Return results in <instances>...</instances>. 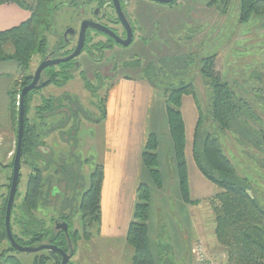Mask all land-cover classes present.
<instances>
[{"label": "rangeland", "instance_id": "374dc122", "mask_svg": "<svg viewBox=\"0 0 264 264\" xmlns=\"http://www.w3.org/2000/svg\"><path fill=\"white\" fill-rule=\"evenodd\" d=\"M94 1L53 0V6L58 9L52 15L50 32L44 34L47 40L44 53L34 54L30 58L28 68L22 71L15 62L8 60L0 62V218L4 219L10 188L18 129V99L24 77H32L46 56L51 54L54 58H62L70 54L75 46L74 41L68 47L62 45V51L55 48L63 42L62 36L67 29L71 28L78 32L81 22L94 20L92 11L97 3L101 5L107 0H96L97 3ZM129 1L127 9L132 6L135 10L131 17L136 22L138 20L139 24L142 17L147 21V24L138 25L132 44L126 48L118 45L107 48L103 36L89 31L84 51L73 60L79 63V67L77 70H69L71 78L64 83L61 79L64 73L54 66V74L57 76L49 73L44 75V78L53 84H47L30 96L26 110L27 130L33 131L37 137L40 136L39 139L44 145L41 151L47 156L46 160L51 162L48 171L49 175L53 176V180H50L51 193L58 192L57 197L53 198L50 194L48 202L41 200L38 208L31 211L37 219L36 228L54 230L55 221L67 218L68 231L81 232L77 204L81 193L88 188L89 175L97 163L92 154L96 153L93 141H96L100 126L99 101L106 96L113 83L122 77L146 81L161 94L162 98L163 94L172 88L192 84L193 96L183 95L182 98L188 96L194 100L198 120L200 116L201 133L206 132L218 140L235 176L241 182H245L242 187L247 183L249 195L264 208V31L261 30L264 21L252 18L247 23H240L238 0H231L228 8L222 11L217 9V4L207 6L212 0H178L175 5H164L149 0ZM4 51L6 56L7 52L12 53V48L7 46ZM212 56L215 57V68L220 79L233 94L231 100L235 109L233 121L227 131L219 130L211 116L212 87L215 82L203 77L201 73L203 59ZM82 77L91 87H86L87 89L84 87ZM49 97L59 99L54 105L58 104L60 107L54 109L51 118H40L35 109L42 103L43 98ZM163 103L165 108L164 98ZM70 109H79L78 116L70 119L66 117V112ZM34 165L30 155L22 159L11 211L10 229L13 234H18L19 226L28 222L24 214L23 200L28 178L34 175ZM36 166L39 167V164ZM159 166L160 164L158 169ZM61 167L67 172L54 175L56 169H62ZM168 168L169 166H166L167 180L162 181L161 188L169 189V193L172 186L178 189L176 185L178 177L174 172L176 182L172 181L173 171ZM216 188L217 193L211 198L221 193L218 186ZM60 189L64 193H60ZM179 197L182 201L180 193ZM211 198L199 203L203 226L214 230V216L209 202ZM168 203V211L172 215L177 207L182 208L172 195H169ZM158 211L162 214L161 209L158 208ZM174 222L175 226L178 225L176 220ZM167 234L169 233L166 232L168 237ZM149 238L151 239V236ZM80 241L82 242L79 247L83 251L81 264H131L133 250L128 245H124L118 255L117 246L114 244L110 246L104 244L103 247L96 239ZM197 243L205 248L206 240L199 238L192 246ZM41 244L46 242L37 246ZM97 246H100V249ZM192 246H189L187 253L184 254V260L180 262L176 260L182 255L180 249L171 251L159 247L152 249L153 244L150 243V251L157 257L156 264H194ZM8 247L7 243L2 242L0 254ZM219 250L223 252L220 246ZM35 254L17 252L15 256L22 264H32ZM44 254L50 256L49 253ZM74 255L75 253L69 259L70 264L73 262L71 260L75 259H72ZM216 255L217 253L214 260L207 257L214 263L221 264ZM223 261L225 264V258ZM47 264H53V259L50 258Z\"/></svg>", "mask_w": 264, "mask_h": 264}, {"label": "trees", "instance_id": "16d2710c", "mask_svg": "<svg viewBox=\"0 0 264 264\" xmlns=\"http://www.w3.org/2000/svg\"><path fill=\"white\" fill-rule=\"evenodd\" d=\"M28 1L0 0V6L14 4L30 13L29 18L25 22L8 30L0 31V62L7 60L15 62L21 71L28 68L30 58L34 54L44 53L46 50L47 40L44 34L50 32L52 15L58 9V7L53 6V0ZM238 1L240 23H247L252 18L264 21V0ZM230 2L231 0H212L207 6L217 4V9L222 11V9L226 10L228 8ZM175 4L176 2L170 5ZM263 29L264 26L261 30L264 31ZM62 43L60 42L59 45L68 47V44ZM7 46L12 48V53L9 54L7 52L5 56L4 50H6ZM60 46L57 49L55 48V50L62 51L63 47ZM202 64L203 69L201 73L203 77L212 79L215 82L212 87V119L218 125L219 130L227 131L230 129L233 121V111L235 109V105H233L231 100L233 94L220 79V75L215 68L214 56L203 59ZM57 67L64 73L61 77L64 83L71 78V71L69 70H77L73 61L60 64ZM53 68L49 67L45 69V73L43 72V74L49 73V75L57 76L54 74ZM32 77H24L22 88L31 82ZM82 81L85 88L91 87L85 78L82 77ZM50 84H53V82L48 80V85ZM40 89L37 88L29 92L24 97L23 102L24 131L20 165L26 155H30L33 158L35 165L33 167L34 175L28 178L23 200L24 214L28 222L22 223L19 226L18 234L12 233V236L21 246L36 247L37 244L46 242V244L55 245L66 252L68 250V242L63 232L56 229L39 230L36 228L37 219L31 214V211L38 208L41 200L48 202L50 194L53 198L58 196V192L57 194L51 193L52 182L50 180H53V176H50L48 173L51 162L50 160H46L47 156L41 151V147L44 145L41 139H39L40 136L37 137L33 131L27 130L26 126V110L30 96ZM193 89L192 84H182L163 94L166 121L172 146L171 153L174 161V172L178 177V190L185 204L189 203V198L184 155L185 131L180 112V103L183 95L193 96ZM106 98L107 94L99 101L100 120H98V123L105 118ZM55 101L59 102V99L52 97L43 98L42 103L35 109L38 117L43 119L51 118L54 109L60 107L58 104L57 106L54 105ZM78 110H68L66 117L70 119L78 116ZM199 120L193 136V161L203 177L218 186L221 190V193L209 199V202L214 216V234L218 245L225 254V264H264V208L260 207L254 197L249 195L247 183L245 187H242L245 182H241L235 176L232 166L221 151L218 140L206 132L201 133ZM157 147V136L150 134L146 139L141 160L144 168L148 172L151 185L156 189H160L163 185V180L158 169ZM38 164L39 167L36 166ZM66 172L67 170L64 167L62 169L58 168L54 175H59L60 173L65 174ZM44 173L46 175H43ZM102 179V165L94 164V170L89 175L88 188L81 193L77 204L80 212L81 232L77 230L74 232L68 231L73 254L75 253L77 242L80 240L89 241L92 237L93 230L95 232V229L99 228ZM60 193H64V191L60 189ZM149 203L150 190L148 185L139 184L136 189V203L132 220L129 223L125 237L126 245L133 250L131 264H156L157 262V257H154L150 251V238L147 225ZM11 219L12 212L10 228ZM58 222H65L68 226L67 218H61L60 221H55V224ZM2 242L9 245L6 238L4 219L0 218V244ZM39 253L42 254H35L32 264H47L50 258L53 259V264L60 263V256L54 252L42 251ZM44 253H49L50 256H46ZM16 254L17 252L9 245L6 251L0 254V264H22L15 256ZM68 264H70V261Z\"/></svg>", "mask_w": 264, "mask_h": 264}, {"label": "crops", "instance_id": "0c3cea01", "mask_svg": "<svg viewBox=\"0 0 264 264\" xmlns=\"http://www.w3.org/2000/svg\"><path fill=\"white\" fill-rule=\"evenodd\" d=\"M147 16L145 15V17ZM28 18L29 13L15 5H1L0 31L16 27ZM140 21L141 26L142 23L147 24L143 17L140 18ZM140 24L137 20V25ZM180 111L185 131L184 155L188 198L189 202L193 203L188 205L180 200L179 190L175 186L171 187L170 194L168 193L169 189L165 187L154 188L141 160L147 137L150 134L156 135L158 164H160L159 170L163 181L167 180L166 166H169L168 169L173 171L172 181L176 182L171 139L161 94L146 81L129 77L116 80L108 90L105 118L100 122L96 141H93L96 153L92 154V157L97 161L96 164L103 167L100 223L99 228H96L89 241L96 239L100 241V246L103 244V247H105L104 244H109L108 246L114 244L117 246L119 255V250L126 245L125 237L136 203V189L139 184H146L150 190L147 225L149 237L151 236L150 243L153 244L152 249L155 247L167 251L180 249L182 255L176 259L180 262L184 260V254L187 253L193 242L199 238L205 239L207 256L214 260L217 253L216 257L218 256L219 262L223 264L225 255L219 250L214 230L206 229L203 226V218H201V203L214 196L217 193V188L203 177L193 161L192 143L198 122V110L194 100L188 96L183 97ZM172 181L168 182L172 183ZM169 195H172L176 203L178 202L182 207L181 209L177 207L179 209L176 208L173 215L168 211ZM156 197H158V201H156ZM158 208L161 209L162 214ZM174 220L178 222V225H174ZM157 221L160 222L157 223ZM166 232L169 233L168 237ZM81 242L76 244L75 255L72 258L75 259L71 260L73 261L71 264L82 263L83 251L79 247ZM100 246L97 247L100 249Z\"/></svg>", "mask_w": 264, "mask_h": 264}, {"label": "water", "instance_id": "95a60500", "mask_svg": "<svg viewBox=\"0 0 264 264\" xmlns=\"http://www.w3.org/2000/svg\"><path fill=\"white\" fill-rule=\"evenodd\" d=\"M149 1L164 4V5H170L172 3L177 2L178 0H149ZM112 5L116 11V14L119 20L121 21V23L126 29L127 35L124 40H121L118 37H116L110 30L103 27L102 25H99L97 23H93L90 21H83L80 25L77 43H76V46L73 52L65 57L54 58V59H50V57L52 56L51 54L48 55L45 59L41 61V63L38 65V67L34 71L31 82L21 89L19 99H18L19 101L18 102V129H17V138H16V148H15V153H14V158H13L11 182H10V188H9V193H8V198L6 202V208H5V215H4V227H5L7 241L9 245L11 246V248L14 249L18 253L35 254L41 251L54 252L61 258L59 264H68L69 259L73 255V249H72L71 243L69 241V236H68V226L65 222L56 223L55 229L62 231L65 237L67 238L68 250L66 252L52 244H41L36 247L21 246L15 241L11 233L10 218H11L13 202H14L16 192H17L18 180H19L22 140H23V131H24L23 102H24V97L29 92L37 88H44L48 84V80H45V81L42 80V75L45 69L49 67L58 66L60 64L68 63L70 61H73L80 55L81 51L83 50L84 44H85V37H86L87 29H93L95 31L101 32L102 34L112 38L117 45H120L125 48L128 47L132 43L133 39H132L131 30L125 18L123 17L118 0H112ZM67 35L74 36L75 31L69 28L64 32L63 37L66 38ZM74 65L76 68L79 67L78 62H75Z\"/></svg>", "mask_w": 264, "mask_h": 264}, {"label": "flooded vegetation", "instance_id": "af4514ba", "mask_svg": "<svg viewBox=\"0 0 264 264\" xmlns=\"http://www.w3.org/2000/svg\"><path fill=\"white\" fill-rule=\"evenodd\" d=\"M94 2L97 3L96 0ZM118 2H119V6H120L121 12L123 14V17L125 18L127 24L130 27L131 34H132V39L134 40V35L138 31L137 30V28H138L137 22L131 17V15L135 11L134 7L129 6V8L127 9V6L130 5V1L129 0H118ZM97 4L98 5L95 7L94 11H92V16H93L94 20H92V21L90 20V22L102 25L103 27H105L108 30H110L116 37H118L121 40H124L126 38L127 32H126L125 27L123 26V24L121 23V21L119 20L117 14H116V11H115V9H114V7L112 5V0H107L106 2H104L101 5H100V3H97ZM130 9L132 11H130ZM84 21H88V20H84ZM79 30H80V27H79ZM89 31L93 32L95 35L103 36L104 39H105L104 41H106V47L107 48H111V47L117 46V44L114 42V40L112 38L102 34L101 32L95 31L93 29H87L86 37H85V44H86L87 36H89L88 35ZM78 33H79V31L75 32L74 36H70V35L68 36L67 35L66 38H64L62 36L63 43L69 45L72 41H74L75 42V46H76L77 39H78ZM133 40H132V42H133ZM85 44H84L83 50L85 48ZM59 46L60 45H58L57 47H59ZM75 46H74V48H75ZM118 46H120V45H118ZM57 47H56V49H57ZM74 48H73V50H74ZM73 50L70 53H72ZM82 51H81V53H82ZM50 59H54V57L51 56ZM44 75L45 74L42 75V80L45 81L46 79L44 78Z\"/></svg>", "mask_w": 264, "mask_h": 264}, {"label": "built area", "instance_id": "2783aa9c", "mask_svg": "<svg viewBox=\"0 0 264 264\" xmlns=\"http://www.w3.org/2000/svg\"><path fill=\"white\" fill-rule=\"evenodd\" d=\"M205 252V248L198 243L192 246L194 264H215L212 260L207 257Z\"/></svg>", "mask_w": 264, "mask_h": 264}]
</instances>
